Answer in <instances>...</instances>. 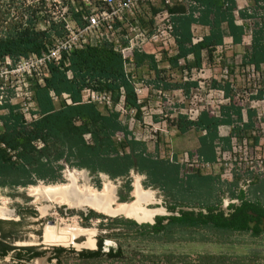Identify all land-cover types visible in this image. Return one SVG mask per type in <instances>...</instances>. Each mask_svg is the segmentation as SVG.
Returning a JSON list of instances; mask_svg holds the SVG:
<instances>
[{
  "label": "trees",
  "instance_id": "obj_1",
  "mask_svg": "<svg viewBox=\"0 0 264 264\" xmlns=\"http://www.w3.org/2000/svg\"><path fill=\"white\" fill-rule=\"evenodd\" d=\"M64 1L70 17L81 26V0ZM256 2L258 0H253L254 6ZM33 4L21 0L16 7L20 8L16 14L6 13L9 18L6 29L0 31V59L4 56L16 59L29 54L38 55L51 43L53 36L63 34V22H54L49 9L43 8V4L37 8ZM186 7L190 11L198 10L199 15L196 17L192 13L185 14ZM166 8L172 14L173 42L156 47L157 57L155 53L146 50H132L123 60L110 42L85 45L61 56L59 61L49 63L48 73L41 83L33 80L31 90L35 106L34 118L25 120L15 105H0V186L16 183L25 185L36 180L60 181L61 161L68 166L84 168L90 174L103 172L112 179H121L122 183L116 191L119 202L131 200L128 194L130 170L145 176V186L157 187L173 199L172 204L166 205L170 211L176 206L192 204L187 198L190 193L197 195L202 188L216 191L214 177L195 172L180 177L177 163L151 156L143 142L126 137L129 131L120 123L118 110L101 111L94 101L83 96L85 90L105 93L111 105L120 102L124 108L138 110L140 104L133 89V80L124 71L123 61L132 64L133 68L146 65L155 73L159 71L158 61L166 62L168 67L186 71L198 69L202 64V53L210 60L216 46L222 44L223 36L229 37L231 44H239L245 37L244 28H248L246 22L234 23L235 0H187ZM150 9L151 13L158 10L152 6ZM236 11L242 20L255 17V13L248 14L245 8ZM37 23H43L44 28H38ZM191 23L208 27L207 33L194 42L191 41ZM223 30H226L225 33ZM188 55L191 60L187 59ZM241 57L244 63L255 68L264 62L262 20L252 21L249 41ZM180 60L182 64H179ZM224 90L227 92L225 88ZM63 94L67 99L66 103L60 102ZM231 115L240 120L239 109L233 107L230 113L223 114L224 118L210 116L202 111L195 120H172L171 123L179 132L189 128L199 131L196 155L203 161L212 162L218 141H223L222 149L229 147V136H218L217 126L232 123L234 118ZM117 132L122 134L120 143L114 139ZM258 184V189L264 191V181H259ZM236 196L240 203L237 206L229 204L233 207L228 216L222 215L216 202L201 204L204 213L201 210L194 212L178 209L176 215L155 216L152 223H137L121 216L107 217L90 209L87 215L109 220L108 226L125 225L127 236L151 242L174 241L175 234L191 228L225 232L249 231L250 235L258 236L264 232V224L263 228L258 225L250 228L247 221L252 217L246 213V209H251L264 220V206L258 199L250 201L243 199L241 194ZM3 236L5 233L0 229V255L4 248L1 243ZM100 245L101 237H98L97 250L80 252L75 259L119 264H252V260L245 261V257L240 255L197 254L191 257L183 253L142 252L140 249L125 252L121 244L109 247L105 252L99 250Z\"/></svg>",
  "mask_w": 264,
  "mask_h": 264
},
{
  "label": "rangeland",
  "instance_id": "obj_2",
  "mask_svg": "<svg viewBox=\"0 0 264 264\" xmlns=\"http://www.w3.org/2000/svg\"><path fill=\"white\" fill-rule=\"evenodd\" d=\"M9 1L0 0L1 32L6 29V21L9 18L6 17V13L16 14L20 9L16 7L19 6L21 0ZM24 1L34 3V8L43 4V8L49 9L48 12L54 22L67 11L64 0ZM244 8L248 14L255 13V17L242 20L236 10ZM188 13L196 17L199 15L198 10L190 11L189 7H186L185 14ZM233 17L235 24L247 23L248 28H244L243 34L245 37L239 44H231L230 38L223 36L222 44L216 46L210 60L207 59L206 54L202 53V64L198 69L191 68L186 71L178 67H168L166 62L158 61L159 71L155 73L146 65L133 68L132 64L126 62L125 70L133 80V88L139 89V95H136L140 104L138 110L124 108L120 102L113 106L94 99L101 111L109 109L119 111V121L129 131L127 138L143 142L146 151L151 156L170 163H177L180 177L183 178L185 174L195 172L215 178L216 191L205 187L206 189L202 188L197 195L190 193L187 198L192 204L176 206L169 213H177L178 209L184 208L192 211L204 210L200 207L201 204L214 202L218 208H224V212H227V205L239 202L236 196L238 194L246 200L258 199L264 206V191L258 189L259 181H264V62L255 68L251 64L244 63L241 57L249 41L252 21L262 20L264 22V0H258L255 6L253 0H235ZM36 26L43 29L45 25L37 23ZM207 31L206 25L191 23V41L197 40ZM225 31L223 30L224 33ZM187 59L191 60V56L188 55ZM179 62L182 64V60ZM224 69H226L225 74ZM175 84L178 86H174ZM83 96L85 97V93ZM60 102L66 103V97L61 96ZM233 107L239 109L240 120L238 121L235 116L231 115L234 118L232 123L217 126L218 136H229V147L222 149L223 141H218V147L215 148V159L212 162L203 161L196 155L199 131L189 128L179 132L171 123L172 120L173 122L174 120L176 122L195 120L202 111L210 116L224 118L223 114L230 113ZM32 118L34 117L31 116L26 120L29 121ZM254 138H256L255 141ZM114 139L120 143L122 141L121 132L115 133ZM59 163L62 165L59 171L60 181L36 180L25 185L16 183L0 186V206L8 211L7 215L0 216L1 220L4 219L0 228L4 233L11 234L7 242L13 241L12 237L18 244H31L37 250L45 251L44 254L32 258L26 264H119L109 261H78L73 253L66 250L71 246L75 249L81 246L87 247L91 239L97 236L102 237L105 244L104 249L121 244L125 252L140 249L142 252L183 253L191 257L197 254L240 255L245 257V261L252 260V264H264V232L258 236H252L249 231L225 232L191 228L175 234L173 238L176 240L174 241L151 242L127 236L128 231L125 225L108 226L109 220L87 215L90 208L88 206L76 209L44 200L42 197L37 199L32 197L29 194L31 186L68 183L67 176L75 174V184H86L99 191L102 189L103 181L107 180L114 186L115 201L117 200L116 191L122 183L121 179H112L103 172L90 174L84 168L68 166L61 161ZM206 163L208 165H205ZM128 177L130 185L128 194L131 197L129 201L135 200L134 190L137 186L141 191L151 193L149 200L142 201L141 204L146 208H154L148 210H157V214H161L166 211V205L173 203V199L159 188L145 186L143 174L130 170ZM41 206L48 208L42 212L40 211ZM90 209L103 214L93 208ZM167 211L170 210L167 209ZM115 216L125 217L120 214ZM47 220L61 221V226L75 224L87 233L75 236L74 238H78L76 242L73 241L74 245H42L39 243L40 234L44 233V228L48 226L45 224ZM52 247H61L65 250L51 255ZM13 254L14 251L8 252L3 258L0 257V264H14Z\"/></svg>",
  "mask_w": 264,
  "mask_h": 264
},
{
  "label": "built area",
  "instance_id": "obj_3",
  "mask_svg": "<svg viewBox=\"0 0 264 264\" xmlns=\"http://www.w3.org/2000/svg\"><path fill=\"white\" fill-rule=\"evenodd\" d=\"M185 1L81 0V26L65 11L57 18V21L63 22V34L53 36L44 51L38 55L29 54L16 59L4 56L0 59V105H15L25 120L35 117L31 90L33 80L41 83L48 73L47 65L59 61L61 56H66L73 49L106 41L113 44L123 60L132 50L155 53L159 45L173 42L172 14L166 7ZM151 6L158 10L151 13ZM123 66L126 72L124 61ZM223 71L225 74L226 69ZM133 89L139 95V89ZM84 93L92 101L98 99L99 102L109 103L105 93L88 90Z\"/></svg>",
  "mask_w": 264,
  "mask_h": 264
},
{
  "label": "bare ground",
  "instance_id": "obj_4",
  "mask_svg": "<svg viewBox=\"0 0 264 264\" xmlns=\"http://www.w3.org/2000/svg\"><path fill=\"white\" fill-rule=\"evenodd\" d=\"M75 178V174H70L67 176L68 183L31 186V188L29 187V194L35 199L42 197L44 200L64 204L71 208L79 209L83 208L82 206H88L108 216L120 214L127 218H136L138 221H150L153 218L152 216L158 212L157 210L140 207L142 201L146 200L147 202V199L149 200L151 193L141 191L137 186H135V200H132L133 202L115 204V188L107 180L103 181L102 189L99 191L86 184H75ZM109 204H112L111 207ZM139 207L141 214L136 215L134 212ZM47 208V206H41L40 211L45 212ZM7 214L8 211L0 206V216ZM60 223L61 221H53L44 228L45 242L54 245H68L72 243L73 238L78 234L87 233L75 224L61 226Z\"/></svg>",
  "mask_w": 264,
  "mask_h": 264
},
{
  "label": "flooded vegetation",
  "instance_id": "obj_5",
  "mask_svg": "<svg viewBox=\"0 0 264 264\" xmlns=\"http://www.w3.org/2000/svg\"><path fill=\"white\" fill-rule=\"evenodd\" d=\"M239 203H240V201L237 202V203H235V204H233V206H237V205H239ZM232 207H230L229 205H227V209H228L227 212H224V208L223 209L222 208L221 209L218 208V210L222 212V215L223 216H228L232 212ZM90 210H92V209H90ZM165 210L167 211V208H165ZM167 212H171V211H167ZM246 213L252 217L251 219H249L247 221V225L250 228H253L255 225H258L259 228H263L264 220H263V217L262 216H258L257 213H255L251 209H246ZM155 216H157V215H155ZM154 217H153V221H154ZM257 217H258V220L256 219ZM0 220H1V218H0ZM3 220L4 219H2L0 221V224L3 223ZM52 222H53L52 220H47V221H45V224H51ZM152 222H150V223H152ZM7 223H11V222H7ZM0 229L2 230V228H0ZM9 236H11V234H9V233L6 234L5 233V236H3V238L1 239V243L3 244L4 248H3V253L0 255V257L3 258V257H5V255H7L8 252H13L14 251L13 256L15 257V259L12 260L14 264H26L32 258L38 257L39 255H42L45 252V251H39V250H37V248L33 247L31 244H28V245L18 244L16 241H14L15 238H12V237H11V240H13V241L7 242V240H9ZM98 237H100V236L93 237L87 247L81 246V248L75 249L73 246H71V248H68L66 250L69 253H73L74 256H77L78 253H80V252L95 251V250L98 249ZM40 238H41V240L39 242L40 244H42V245L49 244V243L45 242V240H44V233H41L40 234ZM77 238L78 237L73 238L72 243H71L72 245H74L73 244V241L75 240V242H76ZM16 239H18L17 236H16ZM49 245H54V244H49ZM104 246H105V244H104L103 239L101 237V245L99 247V250L100 251H105L106 252L109 247H113V246H108L106 249H104ZM44 248L45 247H43V249ZM58 248H61V247H55V248L52 247L51 248V255H54L55 252H60V251L65 250V249L62 248V250L59 251ZM53 257H55V256H53Z\"/></svg>",
  "mask_w": 264,
  "mask_h": 264
},
{
  "label": "water",
  "instance_id": "obj_6",
  "mask_svg": "<svg viewBox=\"0 0 264 264\" xmlns=\"http://www.w3.org/2000/svg\"><path fill=\"white\" fill-rule=\"evenodd\" d=\"M131 201H129V202H119V201H115L114 200V203L115 204H121V203H130ZM111 205L112 204H109V206L111 207ZM140 207H142V208H146V207H144V206H140ZM140 207L139 208H137L136 210H135V214L136 215H140L141 214V210H140ZM146 209H154V208H146ZM182 210H189V209H186V208H184V209H182ZM203 213L205 212L204 210H201ZM194 212H196V210L194 211ZM177 213H169V212H167V211H164V213H161V214H156V215H176ZM115 215H119V214H114V215H110V216H115ZM108 216V215H107ZM128 218H130V217H128ZM130 219H133L135 222H137V223H142V222H152L153 221V218L150 220V221H138L136 218H130Z\"/></svg>",
  "mask_w": 264,
  "mask_h": 264
},
{
  "label": "crops",
  "instance_id": "obj_7",
  "mask_svg": "<svg viewBox=\"0 0 264 264\" xmlns=\"http://www.w3.org/2000/svg\"><path fill=\"white\" fill-rule=\"evenodd\" d=\"M230 41V40H229Z\"/></svg>",
  "mask_w": 264,
  "mask_h": 264
}]
</instances>
